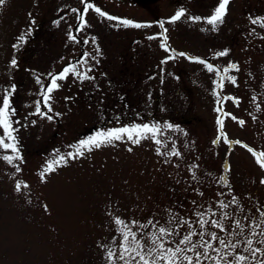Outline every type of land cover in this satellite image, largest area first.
<instances>
[{"label": "rangeland", "instance_id": "1", "mask_svg": "<svg viewBox=\"0 0 264 264\" xmlns=\"http://www.w3.org/2000/svg\"><path fill=\"white\" fill-rule=\"evenodd\" d=\"M210 1L90 0L109 15L145 26L125 27L90 9L84 16L88 26L82 31L77 30L80 21L71 11L83 10L80 0H5L0 5V89L17 86L11 98L16 110L12 119L20 122L13 127L19 128L16 135L23 158V163L14 161L19 172L0 160V264H106L98 242L111 245L113 236L120 239L106 215L109 209L126 221L141 223L155 212L163 224L168 218L164 209L190 215L192 200L211 204L228 202L235 195L246 214L264 207V185L259 183L264 171L254 157L240 144H225L223 138L212 143L218 135L214 109L220 107L212 94L215 73L176 55L184 52L221 70L229 61L238 64L240 71L229 73L237 77V85L225 81L220 95L239 99V106L224 100L223 112L245 124L240 126L230 116H223V131L229 140L264 151V39L260 38L264 28L250 22V18L264 17V0H231L216 31L203 19L193 22L188 18L210 16L218 0ZM181 9L185 15L170 23L171 16ZM57 20L58 25L53 23ZM29 27L31 36L14 49L16 38ZM253 29L255 34L250 35ZM70 30L76 41L68 39ZM149 36L156 38L150 40ZM164 36L169 52L160 46ZM224 49L229 50L227 56L213 58ZM85 52L90 53L87 63L83 69L77 67L82 71L91 67L88 75L95 79L80 82L69 75L58 81L61 87L52 93L53 112L48 113L53 120L30 116L35 101L41 99L36 77L47 84L49 72L79 61ZM169 55L175 58L161 64ZM13 58L16 67L10 66ZM42 111H47L43 105ZM137 114L142 119H137ZM33 120L35 125L30 123ZM134 121L168 122L183 129L166 131L160 137L175 140L182 158L173 157L166 164L155 154L156 145L150 140L139 145L116 141L68 159L41 180L39 173L54 159L55 150L66 155L75 151L69 146L80 139ZM193 163L199 165L195 172L200 184L191 180L188 167ZM220 176L229 187L217 183ZM177 179L181 182L176 183ZM17 182L29 187L16 192ZM192 187L200 188L204 196ZM218 192L224 195L218 197ZM226 211L239 218L235 205Z\"/></svg>", "mask_w": 264, "mask_h": 264}, {"label": "snow or ice", "instance_id": "2", "mask_svg": "<svg viewBox=\"0 0 264 264\" xmlns=\"http://www.w3.org/2000/svg\"><path fill=\"white\" fill-rule=\"evenodd\" d=\"M83 5V10L76 8L71 9L72 12L77 14V19L80 23L77 25V30L82 31L87 27V21L84 16L92 9L100 17L108 20H118L120 24L125 27L131 26L140 28L145 25L135 23L128 19H120L102 11L99 7H95L90 0H80ZM231 0H218L217 6L214 8L212 14L206 18L200 16H189L188 18L193 22L204 20L211 26L212 31H216L219 24H222L224 17L227 15L228 5ZM5 0H0V5H3ZM185 15L183 9L175 12L171 16L169 22L175 23ZM31 16V13H29ZM63 19V17H61ZM252 25H257L264 28V17L250 18ZM34 24V21H31ZM54 24H59V20L54 21ZM160 27L163 32V22H160ZM32 28L29 27L26 31L22 32L16 39L17 43L13 45V48H19L22 44L26 43V38L31 36ZM203 31V29H202ZM255 34V29L252 30L250 35ZM148 39H155L154 36L147 37ZM264 39V36L260 37ZM68 39L76 41L77 37L69 31ZM166 36L163 37L161 42V48L166 52L171 51L166 44ZM79 42V41H77ZM96 38H91V43L95 44ZM84 43H89L88 40H84ZM97 56L100 55V49L96 47ZM229 54L228 49L217 51L214 53L213 58L224 57ZM177 56L185 57L193 62L204 65L205 69L209 73H215L217 79L213 80L212 94L216 97L217 104L220 107L214 109L218 113L216 119L217 125V138L213 140V144H217L221 138L223 142L228 145L240 144L246 148L247 151L254 157L255 163L259 168L264 171V151H257L241 141H232L227 138L224 133V120L223 116H230L240 126H244L245 121L239 120L237 117L232 116L230 113H224L222 102L224 100H231L234 104L239 106V99L233 96H221L220 92L223 91L224 82L227 81L232 85H237V77L235 75H229L233 71H240L238 64L229 61V63L221 70L218 66L213 65L205 59L198 57H189L184 52L176 53ZM90 53L85 52L83 57L73 63L69 61L59 72H49L47 74L48 83H42L39 76L36 77V83L40 85V92L38 95L41 99L35 101V111L30 112L29 115L39 116L41 119L53 120L52 115L48 113L53 112L50 101L53 99L52 93L60 89L61 84L58 81L66 80L71 75L75 80L83 82L84 80H93L95 77L88 75L92 71L91 67L86 70L83 69L87 63ZM175 57L169 55L165 60L161 61V64L167 63L168 60ZM63 59V58H62ZM95 60V57H92ZM98 63V61H96ZM79 65V69L77 67ZM11 67L17 66V61L13 58L10 61ZM163 71V69H161ZM16 85L11 84L7 88L0 89V160H3L8 165H13L16 172L21 169L18 165H14V161H20L23 163V158L20 154L18 147L19 138L16 133L19 132V128L13 127L14 124H19V121H14L13 116L16 115V110L11 104V98L16 91ZM219 89L220 91H217ZM65 99H69L65 97ZM253 102L256 101V97H252ZM43 108L47 111H42ZM256 110L260 111V106L257 104ZM55 115H60L56 113ZM256 119L255 116L252 117ZM27 119V117H25ZM117 121L120 117H115ZM137 119H142L137 114ZM35 125L36 121H30ZM179 131L180 129L171 123L164 122H152V123H137L132 122L130 124H124L120 127H112L103 131H97L94 135H90L87 138L80 139L76 144L69 147L74 148V152H68L66 155L60 154L59 150H55L54 159L46 162L43 170L39 173L41 180L48 173L54 172L57 167L62 163L66 164L68 159H76L85 154V152H91L93 149H99L103 146L114 145L116 141H127L132 145H139L143 140H150L154 145L155 154L163 157V162L168 164L172 162V158H182V153L176 147L175 140L169 136L168 140H162L160 137L165 135V132ZM186 136L187 133L184 132ZM171 147L169 149L168 144ZM187 147V144H185ZM162 148L165 150L162 151ZM128 151H132V148H128ZM179 168V164L173 165ZM199 167L198 164L193 163L188 167V171L191 175V180L197 184L202 183L197 176L195 169ZM229 169H226V171ZM210 175V173L208 174ZM181 181L177 179L176 183ZM217 183L223 187H229L228 182L224 176H220ZM261 185H264V177L259 180ZM29 186L17 182L15 184V191L21 192L22 189H26ZM191 187V185H190ZM188 189L186 188L185 191ZM197 195L203 197L204 193L198 187H192ZM230 194V193H229ZM218 197L224 195L222 192L216 194ZM190 209V215H181L179 212L173 211L171 208L164 209L167 213V220L165 223H161L159 219H156L157 213L153 212L152 216L147 219L146 223H141L139 220L126 221L121 216L115 214L110 209L106 211L112 222L114 223L115 231L119 233L120 239L117 240L115 236L112 237L111 245L98 242L104 252V260L106 264H264V207L257 206L255 213L249 211L247 214L245 208L240 205L235 195L231 196V200L225 202L223 200L213 201L211 204L201 203L197 200H192ZM231 205L236 206V210L239 213V218L233 215V213L226 211ZM183 207V205H181ZM218 209L219 211H217ZM45 205V211H47ZM194 217V218H193ZM226 221H231L229 225H226ZM247 221V223H245ZM151 227L152 231H141ZM137 230H133V229ZM223 233L224 235H221ZM178 238V239H177Z\"/></svg>", "mask_w": 264, "mask_h": 264}, {"label": "flooded vegetation", "instance_id": "3", "mask_svg": "<svg viewBox=\"0 0 264 264\" xmlns=\"http://www.w3.org/2000/svg\"><path fill=\"white\" fill-rule=\"evenodd\" d=\"M198 1H200V2H206L207 0H198ZM212 1H210V2H212ZM172 2H179V0H172ZM213 2H217V0H214Z\"/></svg>", "mask_w": 264, "mask_h": 264}]
</instances>
